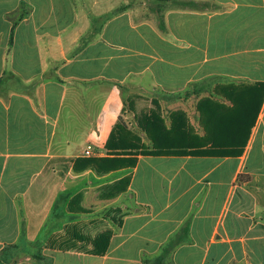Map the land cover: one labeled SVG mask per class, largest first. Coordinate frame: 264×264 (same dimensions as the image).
Returning <instances> with one entry per match:
<instances>
[{
  "label": "crops",
  "instance_id": "crops-1",
  "mask_svg": "<svg viewBox=\"0 0 264 264\" xmlns=\"http://www.w3.org/2000/svg\"><path fill=\"white\" fill-rule=\"evenodd\" d=\"M258 84L264 0H0V264H264V100L239 156L76 164L143 98L177 99L204 139Z\"/></svg>",
  "mask_w": 264,
  "mask_h": 264
},
{
  "label": "trees",
  "instance_id": "trees-1",
  "mask_svg": "<svg viewBox=\"0 0 264 264\" xmlns=\"http://www.w3.org/2000/svg\"><path fill=\"white\" fill-rule=\"evenodd\" d=\"M24 8L25 5L23 4L22 10ZM254 88L262 93L260 105H256L255 110L251 114L248 108H246L241 113L239 119L236 118V113L231 114L229 119L224 117L215 118L211 115L209 122L208 120L205 121L208 136L206 135L204 139L191 138L189 121L185 113H171L170 126H168L159 110L160 105H157L158 110L151 109L141 114L139 122V127L152 142L151 148L147 147V144L144 143L140 135L128 129L121 121L113 129L106 145L108 157L79 159L76 164L84 168L94 169L99 174H107L116 170L134 168L137 165V157L140 155L239 156L243 153L245 143L248 140L250 131L255 124L264 100V84H258ZM202 115L205 116L204 113ZM208 125L215 127L213 132L211 129L208 130ZM227 125H232V128L228 130ZM226 133H229L231 136L230 143L221 144L211 141V137L224 136ZM243 133L244 143L241 146L233 143L234 141L236 142L237 135L239 134L241 137ZM123 184L125 187L128 186L129 179H125ZM109 238V234L106 233L96 239L93 242V253L103 255L107 250Z\"/></svg>",
  "mask_w": 264,
  "mask_h": 264
},
{
  "label": "rangeland",
  "instance_id": "rangeland-1",
  "mask_svg": "<svg viewBox=\"0 0 264 264\" xmlns=\"http://www.w3.org/2000/svg\"><path fill=\"white\" fill-rule=\"evenodd\" d=\"M176 99V98H175ZM181 100V104H185L187 106L190 105V102L191 101L190 99H192V101L195 100V98H179ZM144 102L142 104H146L148 107H146L145 110L149 111L151 109H156L158 110L157 108V105H160V112H161V101L163 103V105L165 106V110H164V117L167 121V123L169 124V118L171 116V113L173 112L174 110V107L177 106V99L174 100L173 97H159V98H143ZM180 104V103H178ZM150 106V107H149ZM130 117L125 119V121L123 120V123L127 125L128 123V128L133 131L134 133L140 135L143 140H144V143L147 144V147L148 148H151L152 147V142L151 140H149V138L147 137V135L141 130V128L139 127V122H140V118H141V114L140 115H133V113H129L128 114ZM127 122V123H126ZM119 216V215H118Z\"/></svg>",
  "mask_w": 264,
  "mask_h": 264
},
{
  "label": "built area",
  "instance_id": "built-area-1",
  "mask_svg": "<svg viewBox=\"0 0 264 264\" xmlns=\"http://www.w3.org/2000/svg\"><path fill=\"white\" fill-rule=\"evenodd\" d=\"M86 155H87V156H90V155H91L90 150L86 151Z\"/></svg>",
  "mask_w": 264,
  "mask_h": 264
}]
</instances>
